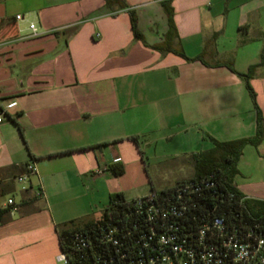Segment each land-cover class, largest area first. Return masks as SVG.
Wrapping results in <instances>:
<instances>
[{
  "label": "crops",
  "instance_id": "0c3cea01",
  "mask_svg": "<svg viewBox=\"0 0 264 264\" xmlns=\"http://www.w3.org/2000/svg\"><path fill=\"white\" fill-rule=\"evenodd\" d=\"M122 1L127 8L104 0H0V107L22 131L0 124V193L8 183L15 189L30 162L36 167L29 200L21 203L22 192L18 217L0 223V264H56V228L89 222L94 196L109 203L129 191L117 182L141 174L142 147L161 146L168 162L175 143L180 153L203 152L213 147L208 138L256 133L244 82L223 65L245 74L260 62L264 0ZM163 3L172 9L171 30ZM129 11L148 46L201 60L136 40ZM250 86L264 119V64ZM114 163L122 176L108 170ZM234 183L245 198L264 202V138L245 146Z\"/></svg>",
  "mask_w": 264,
  "mask_h": 264
},
{
  "label": "built area",
  "instance_id": "2783aa9c",
  "mask_svg": "<svg viewBox=\"0 0 264 264\" xmlns=\"http://www.w3.org/2000/svg\"><path fill=\"white\" fill-rule=\"evenodd\" d=\"M29 29L35 35L33 24ZM6 111L0 107V124ZM33 175L36 167L30 162L16 177L22 192ZM172 188L127 201L122 214H108L106 225L74 234L77 264H264V232L218 215L214 200L219 193L210 178L188 179ZM7 206L17 210L13 198ZM70 259L69 252H59L56 262L68 264Z\"/></svg>",
  "mask_w": 264,
  "mask_h": 264
},
{
  "label": "trees",
  "instance_id": "16d2710c",
  "mask_svg": "<svg viewBox=\"0 0 264 264\" xmlns=\"http://www.w3.org/2000/svg\"><path fill=\"white\" fill-rule=\"evenodd\" d=\"M104 2L106 6L116 4L121 9L127 8L126 3L122 0H104ZM163 7L168 17L169 30H171L173 28L172 9L167 6V3H163ZM128 15L130 21V29L134 38L136 40L141 41L145 46H148L144 41L142 35L138 31L137 17L135 13L133 11H129ZM215 36L217 35L215 34L214 37ZM148 47L157 51L171 52L188 62L201 60V57H198L196 59H189L184 55L181 50L177 49H162L161 46ZM263 64L264 50L260 55V62L258 63V65L249 67L248 71L245 74L235 72L233 66L230 63L223 65L227 67L232 73L236 74L239 78H241L244 82L245 88L253 102L254 109L256 110L257 114L256 133L251 138L230 142H218L212 138H208L211 141L213 147L209 150L192 155L193 176L189 179V181H199L201 179L210 178V180L214 183L213 190L219 193L217 199L214 200V203L218 205L216 213L218 215H224L228 220L233 221L234 223L257 227L261 232H264V202L245 198L238 191L234 183V178L237 175L238 159L242 155L245 146L252 145L254 147H257L260 145L261 141L264 138V119L261 115L260 110L257 107L255 101V94L250 86V80L253 77L254 70L258 66H261ZM6 116L8 117L7 114ZM11 121L18 128L19 135L22 137V131L19 125L15 121ZM131 140L134 143H137L136 138H131ZM108 170L114 177L122 176L124 173V168L120 163H114L110 165ZM178 184L179 182L175 185ZM171 190H173V188L166 189L161 193L164 194L165 192ZM13 191L14 190L12 184L8 183L7 185H5L3 191H1L0 194L12 193ZM229 194H232L233 197L229 198ZM25 200L29 199L26 192H23L21 203ZM127 207L128 203L124 199L122 194H114L110 197L108 206L101 213L100 219L89 221L80 228L70 229L69 227L74 225L73 223H70L67 228H56L58 235L59 251L69 252L71 254V259L68 261V264H77L76 255L73 252L71 243V239L74 234L79 232L95 231L97 229V223L106 225V223L110 222L108 218L109 213L112 215V217L116 218L118 215L122 214V212L126 210ZM12 211L13 207L11 206L0 208V223L5 222L12 213Z\"/></svg>",
  "mask_w": 264,
  "mask_h": 264
},
{
  "label": "rangeland",
  "instance_id": "374dc122",
  "mask_svg": "<svg viewBox=\"0 0 264 264\" xmlns=\"http://www.w3.org/2000/svg\"><path fill=\"white\" fill-rule=\"evenodd\" d=\"M3 27H0V29ZM6 29V28H5ZM7 31L11 32L12 28L8 27ZM6 40L0 38V40ZM1 42V41H0ZM4 121L11 124L10 118L5 115ZM145 157V165H141V174L130 175L128 174L125 178L119 180L117 183L129 190L123 193V197L126 201H131L136 198H140L148 195L151 190L162 191L173 187L175 184L181 181L190 179L193 176V162L192 155L200 153L202 149H194L184 151L180 153V148L175 143L174 150L177 154L175 158H172L168 162H163L162 154L164 150L162 147H158L157 150L154 147H142ZM32 183L34 184V178L31 176ZM22 183L15 182V189L12 193L0 194V208H4L7 200L13 198L16 203L19 202L22 193ZM108 206L107 200L96 198L94 196V204L91 205L90 216L88 221H93L101 215L104 208ZM17 212H12L13 217H18ZM81 223H76L69 228H80ZM57 264V263H56Z\"/></svg>",
  "mask_w": 264,
  "mask_h": 264
}]
</instances>
